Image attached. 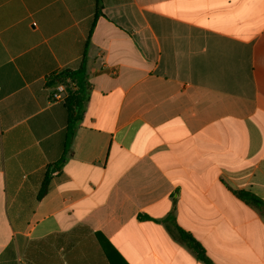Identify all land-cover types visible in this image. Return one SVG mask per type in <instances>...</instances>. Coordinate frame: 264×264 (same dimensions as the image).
I'll list each match as a JSON object with an SVG mask.
<instances>
[{
	"label": "crops",
	"instance_id": "crops-1",
	"mask_svg": "<svg viewBox=\"0 0 264 264\" xmlns=\"http://www.w3.org/2000/svg\"><path fill=\"white\" fill-rule=\"evenodd\" d=\"M84 57L65 155L53 79ZM241 192L264 202V0H0V264H207L176 227L264 264Z\"/></svg>",
	"mask_w": 264,
	"mask_h": 264
},
{
	"label": "trees",
	"instance_id": "trees-1",
	"mask_svg": "<svg viewBox=\"0 0 264 264\" xmlns=\"http://www.w3.org/2000/svg\"><path fill=\"white\" fill-rule=\"evenodd\" d=\"M68 79H70L71 82L76 85V88L72 87L71 85L69 86L68 97L64 102L68 114L64 152L65 155L71 151L74 136L76 135L78 126L84 115L85 106L89 100L90 85L87 77V59L85 57L83 58L78 69L63 72L61 75L53 79V84H56L60 81L66 82ZM48 184L49 179L46 177L42 183V187L38 195L39 199H41L46 194ZM238 195L249 203H252L259 208H264V202L259 198L243 192L239 193ZM176 229L180 240L183 241L195 253L197 258L207 264H210V260L207 257L202 245L189 233L183 231L179 227H176ZM119 258H121L120 255Z\"/></svg>",
	"mask_w": 264,
	"mask_h": 264
},
{
	"label": "built area",
	"instance_id": "built-area-1",
	"mask_svg": "<svg viewBox=\"0 0 264 264\" xmlns=\"http://www.w3.org/2000/svg\"><path fill=\"white\" fill-rule=\"evenodd\" d=\"M70 85L72 87H75L73 83H71V81L57 82L53 90L52 99L55 101H65V99L68 97V90Z\"/></svg>",
	"mask_w": 264,
	"mask_h": 264
},
{
	"label": "water",
	"instance_id": "water-1",
	"mask_svg": "<svg viewBox=\"0 0 264 264\" xmlns=\"http://www.w3.org/2000/svg\"><path fill=\"white\" fill-rule=\"evenodd\" d=\"M52 170H55L54 168Z\"/></svg>",
	"mask_w": 264,
	"mask_h": 264
}]
</instances>
